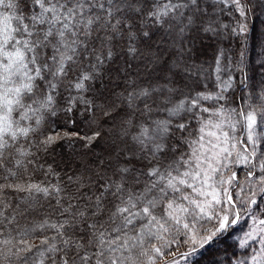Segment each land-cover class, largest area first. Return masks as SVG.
<instances>
[{"label": "snow or ice", "instance_id": "obj_1", "mask_svg": "<svg viewBox=\"0 0 264 264\" xmlns=\"http://www.w3.org/2000/svg\"><path fill=\"white\" fill-rule=\"evenodd\" d=\"M0 264H264V0H0Z\"/></svg>", "mask_w": 264, "mask_h": 264}, {"label": "rangeland", "instance_id": "obj_2", "mask_svg": "<svg viewBox=\"0 0 264 264\" xmlns=\"http://www.w3.org/2000/svg\"><path fill=\"white\" fill-rule=\"evenodd\" d=\"M254 21H256V20H254ZM252 25H255L256 31L258 32L259 31V28H260L259 22L256 21L254 24H251V26ZM238 40H239V38H237V40L234 42L233 47H237L239 45ZM205 43H207V42H205ZM209 51H210V49H209ZM257 51L258 50L256 48H254L253 50H250L249 60L250 61L252 60L251 64L257 69V73L255 74V77L258 79L259 78V71H260V69L258 68V66L255 65ZM105 83L107 84V83H109V81L106 79L105 80ZM241 175H242V172H241ZM234 239H235V237L226 239L223 243H221L220 245H218L217 248L223 249L226 246H230L234 242ZM210 258H211V253H205V255H204V257L202 259L203 260H208Z\"/></svg>", "mask_w": 264, "mask_h": 264}, {"label": "trees", "instance_id": "obj_3", "mask_svg": "<svg viewBox=\"0 0 264 264\" xmlns=\"http://www.w3.org/2000/svg\"><path fill=\"white\" fill-rule=\"evenodd\" d=\"M256 21H252V24H254ZM251 26V25H250ZM239 46V45H238ZM237 46V47H238ZM255 47H254V45H251L250 46V50H253ZM250 61V60H249ZM252 62V60L250 61V63ZM115 71H116V69L115 68H113L112 69V72H113V74L115 73ZM257 73V69L254 67V73H253V75L255 76V74ZM84 129L82 128L81 129V131H83ZM79 147V145H77V148ZM101 149H97V151H100ZM59 152H61V156H59V157H57V159H63V160H70V159H72V155H71V153H70V151L67 149V148H65V149H59L58 150Z\"/></svg>", "mask_w": 264, "mask_h": 264}]
</instances>
